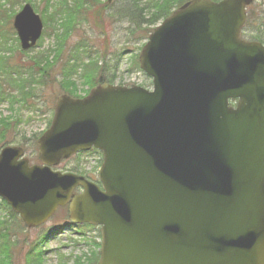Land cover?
Here are the masks:
<instances>
[{
	"label": "water",
	"instance_id": "obj_1",
	"mask_svg": "<svg viewBox=\"0 0 264 264\" xmlns=\"http://www.w3.org/2000/svg\"><path fill=\"white\" fill-rule=\"evenodd\" d=\"M254 1L191 0L156 27L139 58L154 91L59 96L42 165L4 148L0 198L26 228L68 205L101 227L98 264H264V45L241 37ZM13 27L29 51L44 24L26 4ZM92 148L102 189L53 171Z\"/></svg>",
	"mask_w": 264,
	"mask_h": 264
},
{
	"label": "trees",
	"instance_id": "obj_2",
	"mask_svg": "<svg viewBox=\"0 0 264 264\" xmlns=\"http://www.w3.org/2000/svg\"><path fill=\"white\" fill-rule=\"evenodd\" d=\"M39 1H42L46 7L45 12L41 13L45 25L44 35L53 37L55 41L54 46L29 57V53L35 49L26 53L21 51L20 46L12 44L14 41L19 44L12 26L14 16L17 14L15 9L10 7L13 0H0V104L8 102L10 109L13 110L14 107H17L16 115L19 113L15 123H12L14 121L12 118H2L0 115L1 148L9 144L6 138L8 130L23 121L22 110L31 112L32 115L52 112L50 108L43 110L34 99L37 94L43 93L42 90L48 76L57 66L60 67L62 77L61 87L67 95L73 98H83L99 84H114L113 81L105 78L107 66H99L98 59L91 56V51L85 47L86 45L80 49L77 48L81 45H77L75 49L67 53L68 56L65 59L60 60L61 55L64 56L66 52L64 50L68 46L71 35L80 25H85L90 14L97 16L95 12L102 10L101 1L38 0L37 2ZM105 1L106 5L103 11H107L117 4L119 12L123 13L122 18L129 20L133 29L138 31L144 29L145 36L141 39L148 40L155 27L168 18L175 9L190 0H112L111 4H109V0ZM3 2L10 4L8 9L6 5L2 4ZM261 8H264V5L259 9L255 5L249 8L242 36L264 45V11L260 12ZM41 42L38 47H41ZM8 44H12V46L7 47ZM78 52L84 54V57L79 56ZM18 53L19 59L15 60ZM78 80L84 87H88L84 95L79 93ZM28 117L26 122H32V117ZM50 122L51 120L48 121V127ZM76 174L84 175L85 173ZM17 229H23L19 216L5 201L0 200V264H14L13 249L17 242L12 235L19 233L16 231ZM80 235L84 236L82 233ZM91 242L97 250L100 248L99 241L91 240ZM35 252L36 250L31 248L26 257V264H44L42 254ZM86 259L89 260L87 264H97L99 253L95 252L92 258L87 257ZM80 261L81 259H78L76 264H80Z\"/></svg>",
	"mask_w": 264,
	"mask_h": 264
},
{
	"label": "rangeland",
	"instance_id": "obj_3",
	"mask_svg": "<svg viewBox=\"0 0 264 264\" xmlns=\"http://www.w3.org/2000/svg\"><path fill=\"white\" fill-rule=\"evenodd\" d=\"M38 0H13L12 5H6V8H14L19 12L24 5L31 4L35 12L42 17L41 13L45 12V4ZM101 1L102 10L96 11L95 14H90L85 21L71 35L68 41V46L64 50V56L61 55L60 60L68 56V52L72 51L77 45H86L91 51V56L98 59L99 66H107L106 79L114 82L116 86L132 87L140 86L151 90L152 79L149 78L140 67L139 55L146 44L147 39H141L145 36L144 29L141 31L132 28L131 23L126 18H122L123 13L119 12V6L114 4L107 11H103L106 5L105 0ZM36 3V4H35ZM254 5L260 8L264 5V0H256ZM264 8L260 9V12ZM13 22V21H12ZM145 27V26H144ZM246 41H251L250 38L242 36ZM41 47L36 48L29 53V57L36 53L46 50L54 46L55 39L43 35ZM14 46H20L18 42H12ZM8 44L7 47L12 46ZM40 46V45H38ZM79 56L84 57V54L78 52ZM102 55V56H101ZM15 56V55H14ZM19 59V53L14 58ZM105 59V60H104ZM62 77L60 75V67L57 66L48 76L46 85L40 94L36 95L34 101L41 105V108H50L54 111V104L58 96L66 94L61 87ZM79 93L84 95L88 87H84L78 80ZM17 107L10 109L8 102L0 104V115L3 118H12L15 123ZM23 111L22 122L16 127L10 128L6 134L7 141L10 147H20L25 151V158L30 165H40L38 139L48 127V121L52 119L53 113H39ZM48 114V115H46ZM28 116L32 117V122L27 123ZM9 120V119H8ZM10 122V121H9ZM1 148V147H0ZM3 148L0 149V152ZM101 167V155L97 152L90 151L75 155L67 161L62 162L53 170L65 173H87L94 180L99 179V169ZM2 200V199H0ZM22 223V222H21ZM23 229H17L19 233L14 236L16 246L13 249L14 264H26L27 254L34 248L35 253L42 254L44 264H76L78 259H81L80 264H87V257H93L95 252H99L91 240L100 241L99 227H70V221L67 208L59 209L53 217L44 225L28 229L22 223ZM68 226V227H67ZM84 234L82 237L80 234ZM80 233V234H79Z\"/></svg>",
	"mask_w": 264,
	"mask_h": 264
},
{
	"label": "flooded vegetation",
	"instance_id": "obj_4",
	"mask_svg": "<svg viewBox=\"0 0 264 264\" xmlns=\"http://www.w3.org/2000/svg\"><path fill=\"white\" fill-rule=\"evenodd\" d=\"M87 176H88V177H87L88 179H90V180L93 181L94 183L98 184V182H97L96 180H94L91 176H89L88 174H87Z\"/></svg>",
	"mask_w": 264,
	"mask_h": 264
}]
</instances>
